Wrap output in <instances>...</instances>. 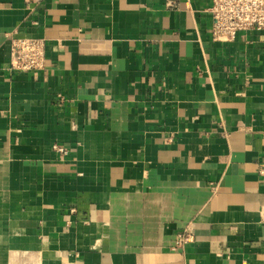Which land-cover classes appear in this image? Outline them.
<instances>
[{
	"label": "crops",
	"instance_id": "0c3cea01",
	"mask_svg": "<svg viewBox=\"0 0 264 264\" xmlns=\"http://www.w3.org/2000/svg\"><path fill=\"white\" fill-rule=\"evenodd\" d=\"M212 5L0 0V264H264V30Z\"/></svg>",
	"mask_w": 264,
	"mask_h": 264
},
{
	"label": "built area",
	"instance_id": "2783aa9c",
	"mask_svg": "<svg viewBox=\"0 0 264 264\" xmlns=\"http://www.w3.org/2000/svg\"><path fill=\"white\" fill-rule=\"evenodd\" d=\"M210 12L213 16V39L231 42L244 31L264 30V0H212ZM10 41L9 64L13 70L22 73H38L46 64V45L44 39L28 36L20 30L7 34ZM58 160L68 155L67 148L60 143L52 146ZM195 241L189 228L181 233L173 250H183Z\"/></svg>",
	"mask_w": 264,
	"mask_h": 264
}]
</instances>
